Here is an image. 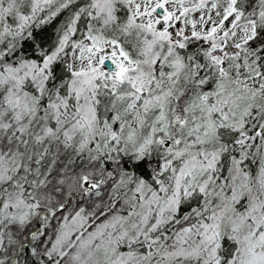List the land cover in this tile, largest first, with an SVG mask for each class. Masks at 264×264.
<instances>
[{
    "label": "snow or ice",
    "instance_id": "obj_1",
    "mask_svg": "<svg viewBox=\"0 0 264 264\" xmlns=\"http://www.w3.org/2000/svg\"><path fill=\"white\" fill-rule=\"evenodd\" d=\"M0 264H264V0H0Z\"/></svg>",
    "mask_w": 264,
    "mask_h": 264
},
{
    "label": "trees",
    "instance_id": "obj_2",
    "mask_svg": "<svg viewBox=\"0 0 264 264\" xmlns=\"http://www.w3.org/2000/svg\"><path fill=\"white\" fill-rule=\"evenodd\" d=\"M63 13L64 12H61L60 14H58V17L55 18L54 21L50 23V25L45 26V31L46 32L54 34L55 25L57 23H59L60 22V19H62L64 17L65 13L64 14Z\"/></svg>",
    "mask_w": 264,
    "mask_h": 264
},
{
    "label": "rangeland",
    "instance_id": "obj_3",
    "mask_svg": "<svg viewBox=\"0 0 264 264\" xmlns=\"http://www.w3.org/2000/svg\"><path fill=\"white\" fill-rule=\"evenodd\" d=\"M64 14V13H63Z\"/></svg>",
    "mask_w": 264,
    "mask_h": 264
}]
</instances>
